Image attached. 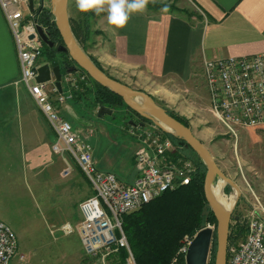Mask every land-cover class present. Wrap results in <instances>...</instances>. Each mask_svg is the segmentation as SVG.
<instances>
[{
    "label": "crops",
    "instance_id": "crops-1",
    "mask_svg": "<svg viewBox=\"0 0 264 264\" xmlns=\"http://www.w3.org/2000/svg\"><path fill=\"white\" fill-rule=\"evenodd\" d=\"M150 2L167 3L176 10L147 8L143 13L132 14L122 29L109 25L107 11L99 15L80 12L76 0H68L67 15H72L69 21L73 25L87 28V37L97 36L101 52L93 60L104 73L131 89H136L132 82L151 84L165 97L170 110L188 122L194 136L228 179L226 183H233L230 182L231 187L238 197L235 208L247 217L257 201L264 208V180H255L264 179V126L241 129L236 137L228 134L211 113L201 74L204 60L264 54V0ZM178 2L192 7L195 15L182 11ZM48 5H52V0H33V9ZM38 62L47 63L42 57ZM62 75L60 93L72 90V98L59 104L52 94L55 108L73 129L93 130L87 142L98 169L132 183L138 175L133 159L138 143L130 130L147 127L137 117L122 123L112 111L98 116L100 107H87L85 91L74 95L77 88L66 81L70 74L63 71ZM19 79L14 40L0 9V171L24 172L37 183L43 180L44 186L58 185L62 195L56 201L46 194L44 210L51 221L52 217L63 215L54 228L67 237L65 246L69 245L74 264H90L94 260L85 255L76 227L81 219L78 205L93 194L92 188L68 153L54 152L56 134L24 85L17 83ZM94 112L95 117L91 116ZM105 115L109 118L105 119ZM59 147L63 148L62 144ZM229 163L237 169H231ZM244 170L252 173V181H245V186L234 181L239 174L244 178ZM58 176L62 182L56 181ZM216 177L219 176L213 181ZM65 224L72 228L71 233L61 230ZM17 250L21 254L19 243Z\"/></svg>",
    "mask_w": 264,
    "mask_h": 264
},
{
    "label": "built area",
    "instance_id": "built-area-1",
    "mask_svg": "<svg viewBox=\"0 0 264 264\" xmlns=\"http://www.w3.org/2000/svg\"><path fill=\"white\" fill-rule=\"evenodd\" d=\"M0 9L17 52L20 66L17 83L24 85L53 128L56 134L54 152L68 153L92 188L93 194L78 205L81 219L76 231L85 255L97 264H115L119 250L124 249L127 256L122 264H136L122 230L123 216L166 191L189 184L195 172L194 163L179 155L164 131L136 127L130 130L138 143L133 158L136 179L128 184L114 173L98 169L87 142L93 130L73 129L51 99L53 94L55 101L63 104L72 98V90L62 94L53 81L36 82L43 44L37 26L49 37L48 27L37 22L34 12L37 8L30 11L27 0H0ZM201 76L211 113L228 134L236 137L241 129L264 126V54L204 60ZM66 81L76 87L77 80L71 74ZM246 219V234L228 243L225 264H264V208L258 201ZM61 230L66 234L73 231L68 224ZM192 239L185 238L179 248L184 258ZM17 248L15 233L0 221V264H12L16 256L23 261L24 256L18 254Z\"/></svg>",
    "mask_w": 264,
    "mask_h": 264
},
{
    "label": "trees",
    "instance_id": "trees-1",
    "mask_svg": "<svg viewBox=\"0 0 264 264\" xmlns=\"http://www.w3.org/2000/svg\"><path fill=\"white\" fill-rule=\"evenodd\" d=\"M166 6L176 10L174 6H169L167 3L154 4L150 2L147 8L159 10ZM182 11L187 13L185 10ZM34 12L37 22L41 26L48 27L49 39L55 45L53 48H49L43 43L40 57L51 66H59L62 70L64 64L59 62L57 55H60V57L69 56L67 53L56 50V47L62 44V41L55 27L53 15L49 9L41 7ZM89 13L95 14V12ZM72 23L70 22L71 31L74 37L77 38L79 27ZM85 30L87 31L86 27ZM93 62L102 70L94 60ZM83 88V81H81L79 89L73 90L74 95ZM92 103L94 106L112 108L122 104V98L107 87L94 81ZM163 108L176 120L185 126H189L183 117L166 107ZM163 134L177 147L180 156L194 163L195 172L189 184L166 191L140 209L123 216L122 230L136 264H171V262L173 264H185L184 257L178 252L182 241L185 238H193L199 230L207 227V224L212 222L216 224V219L204 196L203 182L206 172L204 163L182 139L168 132ZM224 191L227 194L229 189L225 188ZM245 234L246 226L244 224L239 221L234 224L230 223L228 243L243 238ZM215 252L216 236L213 238L208 264H214ZM126 256L127 252L120 249L114 263L122 264Z\"/></svg>",
    "mask_w": 264,
    "mask_h": 264
},
{
    "label": "rangeland",
    "instance_id": "rangeland-1",
    "mask_svg": "<svg viewBox=\"0 0 264 264\" xmlns=\"http://www.w3.org/2000/svg\"><path fill=\"white\" fill-rule=\"evenodd\" d=\"M178 3L180 4V2ZM180 6L183 8V10L187 11V13L195 15L194 9H192V7L188 5L186 6L183 3H181ZM45 8L51 11L52 5H48ZM67 16L69 20L72 15L70 14ZM77 33L79 36L74 38L80 50L87 58L92 61V63H94L92 59L98 57V54L101 52L97 43V36L92 35L91 37H87V31L82 26L78 28ZM57 57L59 62L63 63L64 65L73 64V62L67 56L60 57V55H57ZM73 67H76L75 64ZM69 74H71L72 78L77 80L76 87L74 88L79 89L80 82L83 81L84 88L82 90L85 91L83 96L86 100V104L88 105L87 107H91V109L100 107L94 106L92 103L94 80L88 77L87 74L82 72L80 69H77L75 72ZM82 76H84L83 80L81 79ZM132 85L136 88H133L134 90H140L147 94L151 93L155 97L154 100L158 105L166 108L168 107L167 109L169 110L171 109L169 106H167L165 97H163L159 91L154 90L151 87V84L143 81H137L132 82ZM106 109L111 110L112 115H114L113 117L117 118V120L122 123L126 122V120L130 118L137 117L138 119H141L142 123H144L147 128L156 129L157 131L161 132L164 131L157 119L151 115H148L150 116L149 118L142 115L141 113L136 112L123 100L122 104L119 106H113L112 108ZM95 114L96 113L94 112V114L91 116L95 117ZM104 117L105 119L109 118L106 115ZM229 167L231 169H237V166L232 163H229ZM243 173L244 178L238 173V178H236L234 181H238L240 184L245 186V181H252V173L246 170H244ZM79 179H82L80 175ZM58 180L62 182L63 178L58 176L56 181ZM220 180L221 179L219 177H216L213 181V185H216V182H219ZM255 180L262 181L264 179L255 178ZM230 182L231 181H229V183H225V186L222 188V192H224L223 194L226 197H231L236 193L235 189L231 187ZM56 186L57 187H53L52 185L44 186L43 180L37 183L34 178L29 177V175L24 172L16 173L12 171L7 173V171H0V221L9 225L17 235L19 252L24 256L23 261H19L17 259L18 257L13 258L12 264H74L71 258L72 252L69 250V245L65 246L67 237L54 228V226H56V220L61 219V217L63 218V215L60 214L58 217H52L51 221L49 214L45 212L43 206V199L46 194H50L54 199L56 198V201H58L57 197L62 195L60 188L58 185ZM225 188L229 189L227 194L224 191ZM73 196H76V193H73ZM240 204H244L243 200L241 199ZM246 206L248 207L249 205ZM57 207L62 208V205L57 204ZM238 210L239 209L236 208L233 209L230 217V223L234 224L236 221H239L246 226L247 219L244 213L242 214ZM207 226L212 229L216 228V224L213 222L207 224ZM30 247H34L35 249L30 250ZM89 263L97 264L95 263V260Z\"/></svg>",
    "mask_w": 264,
    "mask_h": 264
},
{
    "label": "water",
    "instance_id": "water-1",
    "mask_svg": "<svg viewBox=\"0 0 264 264\" xmlns=\"http://www.w3.org/2000/svg\"><path fill=\"white\" fill-rule=\"evenodd\" d=\"M30 11L33 10V0H27ZM68 0H52V15L55 27L60 35L62 44L56 47L58 52L67 53L70 60L76 67L66 69V73L75 72L77 69L85 72L92 80L107 87L109 90L118 94L122 100L130 106L133 110L150 118L151 115L158 121L166 123L172 130H163L171 133L174 136L182 139L186 145L202 160L206 167L203 190L206 202L216 219V228L212 229L209 226L199 230L193 237L188 251L185 255V264H208L209 254L212 246L214 235L216 236V252L214 257V264H225L227 257V246L230 230V217L236 205V200L233 204L232 210L226 215L222 216L212 198L211 188L215 176H219L221 180L228 182V179L221 172L216 165L213 157L205 148L200 140H198L192 133L189 126H185L174 117L169 115L167 111L147 93L131 89L121 82L109 77L106 73L100 70L92 61L87 58L80 50L69 25L67 16ZM37 34L45 45L53 48L55 45L49 37L43 32L40 26L36 28ZM36 82L44 83L53 80L57 90L61 91V83L63 81L62 70L59 66H51L49 63L40 65L37 70ZM141 98L145 101L146 109H136L132 106L130 100L133 98ZM148 111L150 114H146ZM111 110L104 107L98 109V116L110 114Z\"/></svg>",
    "mask_w": 264,
    "mask_h": 264
},
{
    "label": "clouds",
    "instance_id": "clouds-1",
    "mask_svg": "<svg viewBox=\"0 0 264 264\" xmlns=\"http://www.w3.org/2000/svg\"><path fill=\"white\" fill-rule=\"evenodd\" d=\"M149 3L150 0H76V6L82 13L99 15L107 11L109 25L117 29L124 28L132 14L145 12ZM167 10L166 6L164 11Z\"/></svg>",
    "mask_w": 264,
    "mask_h": 264
},
{
    "label": "bare ground",
    "instance_id": "bare-ground-1",
    "mask_svg": "<svg viewBox=\"0 0 264 264\" xmlns=\"http://www.w3.org/2000/svg\"><path fill=\"white\" fill-rule=\"evenodd\" d=\"M131 104L133 107H135L136 109H146L147 105L145 103V101L141 98H133L130 100ZM146 114H150L148 111H146ZM160 125L162 128H164L165 130H172L166 123L159 121ZM216 185H212L211 188V194H212V198L216 204V207L219 211V213L222 216H226L233 207V204L236 200V193L234 195H232L231 197H226L222 192V188L224 186V184L226 183V181L220 180L219 182H216Z\"/></svg>",
    "mask_w": 264,
    "mask_h": 264
},
{
    "label": "flooded vegetation",
    "instance_id": "flooded-vegetation-1",
    "mask_svg": "<svg viewBox=\"0 0 264 264\" xmlns=\"http://www.w3.org/2000/svg\"><path fill=\"white\" fill-rule=\"evenodd\" d=\"M73 66H74V63L73 64L62 65V72L63 71L65 72L66 69L73 68Z\"/></svg>",
    "mask_w": 264,
    "mask_h": 264
}]
</instances>
